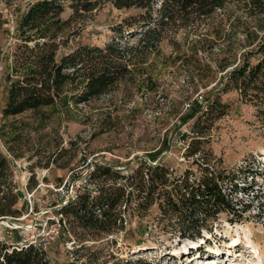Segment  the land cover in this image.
Listing matches in <instances>:
<instances>
[{
  "label": "trees",
  "instance_id": "16d2710c",
  "mask_svg": "<svg viewBox=\"0 0 264 264\" xmlns=\"http://www.w3.org/2000/svg\"><path fill=\"white\" fill-rule=\"evenodd\" d=\"M229 6L245 12L246 21L238 16L231 18L227 13ZM105 8L126 13L112 28V40L104 47L90 43L71 46L73 21L92 17ZM68 10L70 16L63 17ZM218 12L222 16L220 23L228 22L230 33L244 28L246 49L239 61L235 55L222 51L213 69L200 54L210 53L212 47L208 46L216 41L211 32H205L204 26ZM263 15L264 0H28L25 3V11L17 20V42L10 53L11 62L5 68L4 118L45 109L67 112L73 106L89 104L108 94L120 81L136 91L156 93L159 86L153 78L154 66H146L150 61L170 62L172 66L180 62L191 83L196 86L198 77L197 83L205 88L209 87V78H216L213 73H223L207 97L201 96L202 101L195 99L181 117L185 122L194 119V136L184 154L191 164L187 169H174L164 162L162 153L137 157V166L126 173L111 164H96L91 174L93 189L60 207L58 237L74 236L78 245L74 252H69L73 264H98L105 251L96 244H87V238L125 231L136 218L179 242L206 240V234H214L223 216L230 223L244 218L248 207L240 206L235 198L239 192L248 193L244 186H239L242 173L227 168L222 158L211 153L206 146V134L230 112V105L222 97L236 92L242 103L255 108L264 136V36L260 35L264 25L254 30L248 25V18ZM5 22L0 12V31ZM82 28L76 38L82 37L85 25ZM218 35L219 31L215 33ZM164 45L171 46L168 55ZM163 144L166 145L165 140ZM16 189L12 164L0 150V220L19 218L23 213L18 208L20 195ZM201 251V248L192 249L193 257ZM106 257L101 264H179L165 256L149 259L134 255L121 259L108 253ZM0 264L61 263L44 243L0 241Z\"/></svg>",
  "mask_w": 264,
  "mask_h": 264
},
{
  "label": "rangeland",
  "instance_id": "374dc122",
  "mask_svg": "<svg viewBox=\"0 0 264 264\" xmlns=\"http://www.w3.org/2000/svg\"><path fill=\"white\" fill-rule=\"evenodd\" d=\"M27 1L0 0V12L6 20L0 31V150L12 164L13 184L20 195L18 208L23 210L19 218L0 220V241L44 243L59 263L73 264L69 252L78 247L76 237H58L63 194L73 185L83 183L96 164H111L126 173L137 166V157L144 158L150 153H162L164 162L174 169H187L191 164L184 154L194 136V119L185 122L181 117L195 99L202 101L201 96L207 97L223 73H213L216 78H209V87L205 88L197 83L198 77L196 86L191 83L180 62L172 66L170 62L150 61L146 66H154L153 78L159 86L156 93L136 91L120 81L108 94L89 104L73 106L67 112L45 109L4 118L5 68L11 62L10 53L17 42V20ZM227 13L231 18L238 16L246 21V13L233 6H229ZM70 14L68 10L63 17ZM124 16V12L105 8L92 17L73 21L74 41L70 45L90 43L104 47L114 36L112 28ZM221 18L218 12L204 26L205 32H211L216 41L208 46L212 47L210 53L202 52L200 56L213 69L222 51L235 55L239 61L246 49L244 28L230 33L228 22L220 23ZM82 25L86 27L82 37L76 38ZM248 25L252 30L263 26L264 15L248 18ZM260 35L264 36V30ZM171 50V46L164 45L167 55ZM222 101L230 105V112L208 130L206 146L223 159L224 166L241 171L239 186H244L248 193L239 192L235 198L240 206L248 207L244 218L230 223L223 216L214 234H206V240L198 242H179L136 218L125 231L87 238V244H96L105 251L98 264L108 253L121 259L134 255L149 259L165 256L179 264H202L208 259H214L211 264H264L263 128L255 116V108L242 103L236 92L224 95ZM200 248L202 251L193 257L192 249Z\"/></svg>",
  "mask_w": 264,
  "mask_h": 264
},
{
  "label": "built area",
  "instance_id": "2783aa9c",
  "mask_svg": "<svg viewBox=\"0 0 264 264\" xmlns=\"http://www.w3.org/2000/svg\"><path fill=\"white\" fill-rule=\"evenodd\" d=\"M93 171L94 167L92 168V171L89 174L88 178L85 179L83 183L77 184L76 186L73 185L70 191H66L63 194V197L61 198V206H65L71 202H74L79 195L85 193L86 191L92 190L94 184L91 181V174Z\"/></svg>",
  "mask_w": 264,
  "mask_h": 264
},
{
  "label": "bare ground",
  "instance_id": "6f19581e",
  "mask_svg": "<svg viewBox=\"0 0 264 264\" xmlns=\"http://www.w3.org/2000/svg\"><path fill=\"white\" fill-rule=\"evenodd\" d=\"M212 262H214V259H208L205 260L202 264H211Z\"/></svg>",
  "mask_w": 264,
  "mask_h": 264
}]
</instances>
